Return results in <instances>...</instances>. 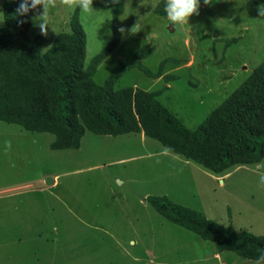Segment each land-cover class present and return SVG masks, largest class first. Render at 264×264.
<instances>
[{"label":"rangeland","instance_id":"rangeland-1","mask_svg":"<svg viewBox=\"0 0 264 264\" xmlns=\"http://www.w3.org/2000/svg\"><path fill=\"white\" fill-rule=\"evenodd\" d=\"M249 1L200 0L198 15L173 25L166 0H122L119 42L92 78L102 82L118 60L151 70L162 65L157 78L127 67L113 89H160V104L193 128L264 59V17L257 12L264 1ZM55 2L45 45L68 30L75 9ZM111 9H78L84 67L111 36ZM36 14L30 35L39 30ZM142 48L148 54L136 59ZM165 73L174 78L165 82ZM52 138L0 121V264H255L215 252L211 241L160 216L146 196L166 195L218 223L264 235V157L215 174L142 132L85 130L77 149L51 150Z\"/></svg>","mask_w":264,"mask_h":264},{"label":"trees","instance_id":"trees-1","mask_svg":"<svg viewBox=\"0 0 264 264\" xmlns=\"http://www.w3.org/2000/svg\"><path fill=\"white\" fill-rule=\"evenodd\" d=\"M263 1L250 0L249 4ZM93 4L101 8L112 6L111 36L84 67L85 35L78 20V7L69 18L68 30L57 33L45 45L40 30L29 33L32 12L17 16L19 0H3L0 121L28 132L51 133V150L77 149L85 130L112 136L142 132L168 151L215 174L234 165L257 163L264 157V59L195 127L187 128L160 104V89H113L127 67H136L146 76L157 78L162 65L151 70L137 61L118 60L102 82L93 80L96 66L119 42L117 19L123 8L122 0ZM147 54L148 49L142 48L133 55L139 59ZM173 78L170 73L162 74L165 82ZM146 200L167 221L211 241L215 252L230 251L257 261L264 251V235L218 223L166 195H147Z\"/></svg>","mask_w":264,"mask_h":264},{"label":"clouds","instance_id":"clouds-1","mask_svg":"<svg viewBox=\"0 0 264 264\" xmlns=\"http://www.w3.org/2000/svg\"><path fill=\"white\" fill-rule=\"evenodd\" d=\"M111 3H118L119 0H110ZM205 5H210L212 0H203ZM60 4L65 5L70 8H79L84 13H89L93 10V0H60ZM42 7V12L37 11L38 6ZM57 4L55 0H19V6L16 8L17 16H26L30 12H36V16L33 17L37 20L36 26L39 28L40 33L47 35L49 28V9L51 7H56ZM200 0H166L165 12L167 14L168 20L171 24H183L188 23L189 18L196 14H199ZM257 12L260 17H264V3L259 4L257 7ZM23 23V21H20ZM121 32L125 30L120 29ZM134 31V27L131 29ZM7 146L10 147V142H6ZM260 187L264 188V175L260 177ZM260 261H264V251L261 252L259 259L255 264H259Z\"/></svg>","mask_w":264,"mask_h":264}]
</instances>
